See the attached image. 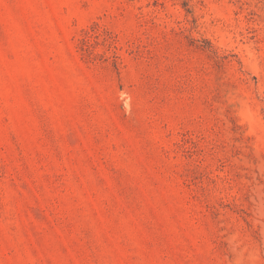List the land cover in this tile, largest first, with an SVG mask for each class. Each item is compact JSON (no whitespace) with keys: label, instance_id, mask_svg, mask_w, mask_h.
<instances>
[{"label":"rangeland","instance_id":"374dc122","mask_svg":"<svg viewBox=\"0 0 264 264\" xmlns=\"http://www.w3.org/2000/svg\"><path fill=\"white\" fill-rule=\"evenodd\" d=\"M0 264H264V0H0Z\"/></svg>","mask_w":264,"mask_h":264}]
</instances>
